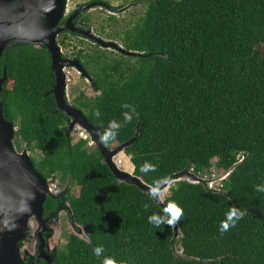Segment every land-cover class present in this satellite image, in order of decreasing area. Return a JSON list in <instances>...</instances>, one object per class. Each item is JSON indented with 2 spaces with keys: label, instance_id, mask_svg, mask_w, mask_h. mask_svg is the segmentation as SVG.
<instances>
[{
  "label": "trees",
  "instance_id": "trees-1",
  "mask_svg": "<svg viewBox=\"0 0 264 264\" xmlns=\"http://www.w3.org/2000/svg\"><path fill=\"white\" fill-rule=\"evenodd\" d=\"M137 1L143 13L134 26L114 20L123 30L115 37L144 57L89 50L96 95L80 93L71 104L101 131L113 120L124 124V104L135 108L139 119L107 147L135 138L124 153L150 186L185 170L203 177L213 166L235 168L214 188L173 183L165 205L174 201L184 210L175 239L174 229L149 223L163 209L147 193L120 182L87 139L74 142L70 119L56 112L50 94L56 79L48 49H6L0 100L18 127L14 145L40 153L32 157L35 168L69 189L72 220L89 238L67 235L54 264H103L106 257L118 264H264V192L255 190L264 186V0ZM145 162L157 170L142 172ZM55 199H47L46 213ZM233 206L247 214L221 234Z\"/></svg>",
  "mask_w": 264,
  "mask_h": 264
},
{
  "label": "water",
  "instance_id": "water-1",
  "mask_svg": "<svg viewBox=\"0 0 264 264\" xmlns=\"http://www.w3.org/2000/svg\"><path fill=\"white\" fill-rule=\"evenodd\" d=\"M67 0H0V59L6 49L24 45H33L36 48L46 47L52 58V73L56 83L50 91L57 104L56 112H61L70 119V133L76 128L86 132L91 142L98 147L107 167L115 177L123 183L135 185L143 192L149 193V187L142 178L136 176L117 164L116 159L125 149L135 142V138L119 145L114 149L99 143L97 132L101 126H95L81 110L69 103L68 69H75L83 77L93 81L85 71L79 60L63 57L62 48L58 44V37L64 31H69L95 41L106 49H115L127 57H144L142 53L126 51L117 43L96 37L91 31L79 30L70 19L60 24L66 11ZM94 4L81 7L76 14L93 8ZM7 74L0 79V93L3 92ZM18 127L9 121L4 114V103L0 100V264H27L22 256L19 246L28 235L31 221L44 223L45 203L48 198L55 199L59 193L55 192L49 181L35 168L33 158L29 151H18L14 145ZM235 168L232 167L218 178L204 179L194 172L185 170L169 177L163 185L164 194L173 183L187 181L192 184H205L213 188L216 183L224 180ZM162 185V186H163ZM153 199V198H152ZM154 202L162 209L163 202ZM76 236L89 241L84 227ZM177 239L181 232L177 224L173 228ZM42 252L41 258H44ZM47 258V257H46ZM48 259V258H47ZM50 261V260H49ZM51 264V263H49Z\"/></svg>",
  "mask_w": 264,
  "mask_h": 264
},
{
  "label": "flooded vegetation",
  "instance_id": "flooded-vegetation-1",
  "mask_svg": "<svg viewBox=\"0 0 264 264\" xmlns=\"http://www.w3.org/2000/svg\"><path fill=\"white\" fill-rule=\"evenodd\" d=\"M125 1H127V0H125ZM70 2H71V0H67L66 11H65L64 17L62 18L60 24H65L71 19L72 23L79 30L91 31V33L93 35H95L96 37H99V38L104 39V40H109V41H112V38L115 37V35H116L115 34L116 30L114 29L115 28L114 27L115 18L113 16H116L117 14H119L121 12L122 13L126 12V11L129 12V11L133 10L134 8L135 9L137 8V11L133 12L134 15L132 17V26H134L137 22V19L141 15L140 14L137 17V14H139V10H141L143 8V4L141 3V1H137V0H132L130 7L124 6L125 4L116 6L110 0H86L84 3H80L78 5H75L76 7L74 9L69 10V3ZM92 4H94L93 8H88L87 10L79 12V14L75 15V13L77 12V10L79 8L89 6ZM95 10H100V11L106 13V18H103L101 20V24L97 25V26L95 24V21L90 20V16H89V14ZM75 37L82 39V41H84V42H92V44L96 45L98 48H100L103 51L108 52V50H109V49L101 47L99 44H96V42L91 40L90 38H87V37H84L81 35H77L75 33L69 32V31H64L59 35L58 44L61 47V45H60L61 40L62 39H68L66 41V43H67L66 45L68 46V45H70V43H72V41H71L72 38H75ZM115 38H116L115 40L120 42L119 44L122 46V48L125 49V47L121 43L120 39L118 37H115ZM80 43L83 44L82 42H80ZM61 48H62V51H63V49H67V48H64L63 46ZM109 51L116 52V53H119V55H123V56L127 57L126 55L118 52L115 49H111ZM88 53H89V51L85 52V51H83V49H80L75 54H70L68 56V54H66L63 51V57H65L67 59H71V60H79L81 62L85 71L88 73V75L92 78L93 81H89V79L83 77L82 74L79 73V71H77L75 69L74 70L78 73V75L80 76L81 79H84V81L86 83L90 84L91 87L93 88L95 86V79H94L93 75L91 74V64H88V61H89ZM108 53L112 57H116L113 54H111L110 52H108ZM84 62H85V64H84ZM69 103H70V101H69ZM76 109H78V108H76ZM57 189H59L60 193L57 195V198L55 199L56 200L55 209L53 211H48L47 213L44 211V217H43L44 223L40 224V227L38 228V231H37V233L35 235V239H34L35 240V245H34L35 249H33L32 253L24 256V260L27 264H49V263L54 264L55 263V257H56V255H58L59 251L61 250V248H59V247H57L56 249L50 248V240H51V237L54 235L52 226L56 223L55 222L56 217H57V215H59L61 213H66L67 218L73 222L72 217H71L72 210L70 208V203L68 200V198H69L68 190L69 189L66 188V189L61 190L60 187H58ZM66 204L69 205L70 209L67 208ZM30 236L31 235H30V228H29L27 238L23 242H20L21 243V246H20L21 249L24 247V243L30 239ZM20 243H19V245H20ZM42 252L44 253V256H45L44 258H41Z\"/></svg>",
  "mask_w": 264,
  "mask_h": 264
},
{
  "label": "rangeland",
  "instance_id": "rangeland-1",
  "mask_svg": "<svg viewBox=\"0 0 264 264\" xmlns=\"http://www.w3.org/2000/svg\"><path fill=\"white\" fill-rule=\"evenodd\" d=\"M86 0H71V2L69 3V10L74 9L76 6L80 3H84ZM114 5H124L127 7H130V4L132 3V0H110ZM129 11V10H128ZM137 8L129 11V12H121L119 14H117L116 16H113L116 20V24L118 25H123V24H132V17H133V12H136ZM143 13V10H139V14H137V17ZM90 16V20L95 21L96 26L101 24V20L103 18H106V13L102 12L100 10H95L93 12H91L89 14ZM98 29V28H97ZM115 29V28H114ZM113 29V30H114ZM116 30V29H115ZM122 27L115 31L116 33H122ZM114 38V39H113ZM112 38V42L117 43L119 46H121L119 43V41L115 40L116 38L113 37ZM72 43H70L69 47L67 49H63V51L68 54V56L70 54H75L76 52H78L80 49H83V51L87 52L89 50H101L100 48H98L96 45L92 44V42H84L82 41V39L80 38H72ZM109 41V40H107ZM80 42H82L83 44H81ZM108 52H110L111 54H113L116 57H119V53L116 52H111L108 50ZM67 76H68V90H67V95H68V99L70 101V103L74 102V99L80 94V93H85L86 96L88 97H94L96 95V91H94V89L91 87L90 84L86 83L84 81V79H81L80 76L78 75V73L74 70V69H68L67 70ZM97 95H99L97 93ZM71 136L73 137L74 142L79 141L80 139H87L89 141V147L90 149L95 148L96 145H94L88 134L86 132H84L83 130H81L80 128H76L75 130H73L71 133ZM18 151H24L25 149V145L21 144L19 146H21V148L19 149L18 145H15ZM29 153L31 154V156L34 158L35 155H40L39 152L37 151H29ZM117 163H120L119 166L121 167V169H125L129 172H133L134 171V166L132 165L130 158L127 157L125 155V153L119 155V157L116 159ZM213 163H216V161H214ZM127 165V166H126ZM129 167V168H127ZM191 171V170H190ZM191 173H193V171H191ZM209 173V174H208ZM225 172L222 171H218V169L213 166V168L211 169V171L207 172L206 175H204L203 177H206L204 179L209 180L208 178H218L221 175H223ZM201 177V176H200ZM202 177V178H203ZM51 187H53L54 191L57 193H60L59 189H57L59 187L58 181L53 182L52 179L49 180ZM218 184H215L214 187H216ZM61 189V188H60ZM62 190V189H61ZM75 191V190H74ZM76 191H78L77 187H76ZM168 191L165 192L164 196H167ZM78 195V194H77ZM67 208H69V205L66 204ZM70 211V210H69ZM56 225L54 224L52 226L53 228V233L54 235L51 237L50 240V248L51 249H56L57 247L59 248H63V246L66 243V236L69 234H79L81 232V226L74 224L72 221H70L67 218L66 213H61L59 215H57L56 217V221H55ZM40 227V224L37 221H31L30 224V239L27 240V242L24 243V247L22 248V256L24 258L25 255H28L30 253L33 252V249H35L34 245H35V235L38 231V228ZM180 237V236H179ZM58 248V249H59ZM177 250V247H176ZM178 253H181L180 251L177 250Z\"/></svg>",
  "mask_w": 264,
  "mask_h": 264
},
{
  "label": "clouds",
  "instance_id": "clouds-1",
  "mask_svg": "<svg viewBox=\"0 0 264 264\" xmlns=\"http://www.w3.org/2000/svg\"><path fill=\"white\" fill-rule=\"evenodd\" d=\"M125 109H129V111L124 112V124L131 123L133 117L135 116L139 119V113L136 112L135 108L131 105L124 104L122 106ZM95 116L99 118L101 116L100 111L97 109L95 112ZM124 124L118 123L113 120L109 123L108 127L101 132H97L96 135L99 137V143L105 146L109 145L116 141L117 136L119 134V130L124 126ZM144 173L154 172L157 170L156 165L151 164L149 162H145L140 169ZM49 181V180H48ZM50 183V182H49ZM51 185V184H50ZM162 181L155 182L152 186L149 187V193L153 199H156L158 202H163L164 200V191ZM256 191L264 192V186L257 185ZM148 205H145V209L147 210ZM247 214L246 210H240L235 206L231 207L228 213L226 214V219L221 221L220 223V232L221 234L229 231L231 228L235 227L236 224L244 218ZM184 215V210L177 204L176 202H168L163 208V215L153 214L149 217V223L153 224L155 227L159 228L162 225H167L170 228H175L176 225L180 222L181 218ZM104 248L102 246H98L94 249V254L99 257L103 253ZM103 264H118V262L111 258L106 257L103 260Z\"/></svg>",
  "mask_w": 264,
  "mask_h": 264
},
{
  "label": "bare ground",
  "instance_id": "bare-ground-1",
  "mask_svg": "<svg viewBox=\"0 0 264 264\" xmlns=\"http://www.w3.org/2000/svg\"><path fill=\"white\" fill-rule=\"evenodd\" d=\"M118 165L120 164V163H117ZM127 166V165H126ZM127 168H129V167H127Z\"/></svg>",
  "mask_w": 264,
  "mask_h": 264
},
{
  "label": "built area",
  "instance_id": "built-area-1",
  "mask_svg": "<svg viewBox=\"0 0 264 264\" xmlns=\"http://www.w3.org/2000/svg\"><path fill=\"white\" fill-rule=\"evenodd\" d=\"M216 184H219V183H216ZM214 188V187H213Z\"/></svg>",
  "mask_w": 264,
  "mask_h": 264
}]
</instances>
